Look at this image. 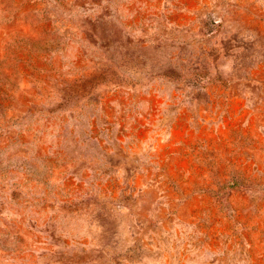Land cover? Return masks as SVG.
I'll list each match as a JSON object with an SVG mask.
<instances>
[{
    "label": "rangeland",
    "instance_id": "rangeland-1",
    "mask_svg": "<svg viewBox=\"0 0 264 264\" xmlns=\"http://www.w3.org/2000/svg\"><path fill=\"white\" fill-rule=\"evenodd\" d=\"M0 264H264V0H0Z\"/></svg>",
    "mask_w": 264,
    "mask_h": 264
}]
</instances>
